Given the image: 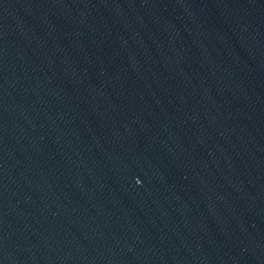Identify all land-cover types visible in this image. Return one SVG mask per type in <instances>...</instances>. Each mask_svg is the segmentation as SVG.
<instances>
[{
  "label": "water",
  "instance_id": "water-1",
  "mask_svg": "<svg viewBox=\"0 0 264 264\" xmlns=\"http://www.w3.org/2000/svg\"><path fill=\"white\" fill-rule=\"evenodd\" d=\"M0 264H264V0H0Z\"/></svg>",
  "mask_w": 264,
  "mask_h": 264
},
{
  "label": "clouds",
  "instance_id": "clouds-1",
  "mask_svg": "<svg viewBox=\"0 0 264 264\" xmlns=\"http://www.w3.org/2000/svg\"><path fill=\"white\" fill-rule=\"evenodd\" d=\"M137 183H139V181H137Z\"/></svg>",
  "mask_w": 264,
  "mask_h": 264
}]
</instances>
